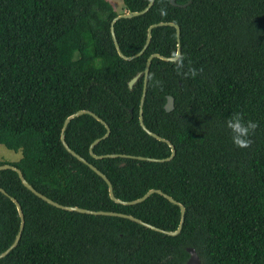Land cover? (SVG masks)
Segmentation results:
<instances>
[{"label":"trees","instance_id":"trees-1","mask_svg":"<svg viewBox=\"0 0 264 264\" xmlns=\"http://www.w3.org/2000/svg\"><path fill=\"white\" fill-rule=\"evenodd\" d=\"M152 0H124L126 12H141ZM156 0L144 16L115 24L126 57L111 33L119 14L109 0H0V146L21 152L12 165L39 193L67 207L133 216L177 231L181 208L155 194L123 205L92 168L62 142L65 121L89 111L65 131L67 145L114 185L116 197L136 201L160 190L185 206L177 236L118 216L56 208L35 196L15 171L0 172V189L25 215L19 244L0 264H187L188 247L202 264H264V0ZM166 8L162 16L160 9ZM203 69L183 78L172 62L156 58L148 82L144 120L170 141L176 157L158 163L127 155L167 159L170 144L141 125L140 110L153 55ZM162 81L154 87L152 78ZM176 109L168 112L169 97ZM242 111L259 122L249 148H238L225 121ZM21 226L17 205L0 193V254Z\"/></svg>","mask_w":264,"mask_h":264},{"label":"water","instance_id":"water-1","mask_svg":"<svg viewBox=\"0 0 264 264\" xmlns=\"http://www.w3.org/2000/svg\"><path fill=\"white\" fill-rule=\"evenodd\" d=\"M177 1L178 0H172L173 4L174 5H178L177 4ZM156 4V0H152L150 6L145 9L144 11H141V12H126L125 14H122V15H119L116 19H114V21L112 22V25H111V33H112V37H113V40L115 42V45L117 47V49L119 50L121 56L123 58H125L126 60H129V61H132L140 56H143L146 51L148 50L151 42H152V37H153V30L157 27H160V26H166L168 25L167 23H160V24H157L155 26H153L151 29H150V33H149V40H148V43L146 45V47L144 48L143 51H141L139 54L135 55V56H132V57H126L125 54L122 52V49H121V46H120V43H118L117 41V36H116V32H115V24L117 21L121 20V19H133V18H136V17H139V16H144L146 15L149 11H151V9L155 6ZM172 26H175L177 27L178 29V34H179V42H180V49H179V52L180 54H182V47H181V37H182V29L179 25L177 24H172ZM156 58H160V59H163L165 61H168V62H171V58H168V57H164L162 55H153L148 63H147V67H146V70H145V73H140L139 75H137L135 78H133L131 81H130V88L132 89L134 87V85L136 84V82L140 79L141 76H143L145 74L146 76V84H145V91H144V96H143V100H141V110H140V122H141V125H143L144 129L149 133L151 134L153 137L163 141V142H166L168 144H170V146L172 147L173 149V155L170 157V158H167V159H153V158H147V157H136V156H127V155H108L106 157L108 158H119V157H122V158H128V159H134V160H139V161H150V162H158V163H164V162H168V161H171L173 160L176 155H177V150L175 149L174 145L160 137L159 135L153 133L151 130L148 129V127L146 126L145 124V120H144V107H145V102H146V99H147V93H148V82H149V78H150V74H151V69H152V65H153V62ZM166 109L168 112H173L175 109H176V100L174 97L170 96L169 97V102L166 106ZM85 114H89L93 117H95L97 120L103 122L109 129V132L108 134L102 138V139H98L96 142H94L91 146V153H93L95 155V147L100 144L104 139H107L110 137L112 131L109 127V125L103 120V119H100L97 115H95L94 113L92 112H89V111H78L76 112L74 115L70 116L66 121H65V124H64V129H63V133H62V142L63 144L65 145L67 151L72 154L74 157L78 158L79 160H81L83 163H85L86 165L90 166L92 168V170L94 172H96L100 177H102L103 179H105L107 181V183L109 184L110 186V192H111V196L112 198L117 201L118 203L120 204H123V205H137V204H140V203H144L146 202L149 198H151L153 195L155 194H161V195H164L165 197H167L173 204L175 205H178L180 206L181 208V222H180V225L178 227V230L177 231H166V230H163L161 228H158V227H155L149 223H146L144 222L143 220H140V219H137L133 216H130V215H125V214H119V213H114V212H106V211H91V210H88V209H83V208H79V207H67V206H63V205H60L58 204L57 202H54L53 200L49 199L48 197L44 196L43 194H39L26 180L25 178L23 177L22 173L20 170H18V168H15L14 166L12 165H1L0 166V172L2 171H8V170H11V171H15L22 184L24 185V187L26 189H28L31 193H33L35 196L41 198L42 200H44L45 202L49 203L50 205L56 207V208H60L62 210H66V211H70V212H77V213H82V214H89V215H96V216H118V217H123V218H127V219H130L131 221H134L138 224H141V225H144L150 229H154V230H158L160 232H164V233H167L169 235H173V236H177L178 234L181 233L182 229H183V225H184V221H185V215H186V208L185 206H183L182 204H180V202H178L176 199H174L172 196L164 193L163 191H160V190H152L150 191L146 196H144L143 198H140L136 201H130V202H125V201H121L119 200L116 195H115V189H114V185L113 183L111 182V180L109 178H107L101 171L98 170V168L96 166H94L93 164L89 163L87 160H85L84 158L80 157L77 153H75L66 143L65 141V131L67 129V127L69 126V124L71 123L72 120L82 116V115H85ZM96 156V155H95ZM97 158H103V157H99V156H96ZM0 193H2L5 197L9 198L10 200H12V202H14L16 205H17V208L19 210V214H20V217H21V226H20V230L14 240V242L12 243V245L7 249L5 250L4 252H2L0 254V260L5 258L6 255H8L15 247H17V245L19 244L20 242V239L22 237V233H23V229H24V226H25V215H24V212H23V209L20 205V203L16 200H14L13 198H11L5 191H3L2 189H0ZM188 252L190 253V259L188 260L187 264H202L201 262V259L199 257V254L196 250V248L194 247H188L187 248Z\"/></svg>","mask_w":264,"mask_h":264},{"label":"clouds","instance_id":"clouds-1","mask_svg":"<svg viewBox=\"0 0 264 264\" xmlns=\"http://www.w3.org/2000/svg\"><path fill=\"white\" fill-rule=\"evenodd\" d=\"M160 14L162 16L167 15V9L161 8ZM185 57L180 54L178 50H174L171 53V62L174 64L175 71L178 75L183 78H195L203 70L197 69L192 66V62L188 61V66L186 67L184 63ZM154 80V87L163 86L162 81L152 78ZM225 126L231 132L232 143L238 148H249L251 147L253 140L252 137L255 135L257 128L259 127V122L247 119L245 120V114L242 111L233 112L231 116L225 121Z\"/></svg>","mask_w":264,"mask_h":264},{"label":"rangeland","instance_id":"rangeland-1","mask_svg":"<svg viewBox=\"0 0 264 264\" xmlns=\"http://www.w3.org/2000/svg\"><path fill=\"white\" fill-rule=\"evenodd\" d=\"M116 12L119 15L125 14L126 13V7L124 0H109ZM22 158V153L21 152H14L11 150H8L4 146H0V161L2 162H7V163H14L19 161Z\"/></svg>","mask_w":264,"mask_h":264}]
</instances>
